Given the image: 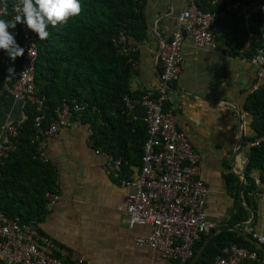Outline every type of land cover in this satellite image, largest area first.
<instances>
[{"label": "crops", "instance_id": "obj_1", "mask_svg": "<svg viewBox=\"0 0 264 264\" xmlns=\"http://www.w3.org/2000/svg\"><path fill=\"white\" fill-rule=\"evenodd\" d=\"M145 1L147 39L135 44L136 64L129 80V90L140 95L157 89L161 71L157 60L159 48L170 39L175 18L193 0ZM224 29L223 23L217 24L214 48L197 49L190 39H185L179 80L169 92L165 108L173 110L177 128L185 133L199 154L201 179L210 189L205 208L207 220L217 228H236L237 232L228 231L240 235H244L243 228L249 226L264 236V191L259 196L249 194L248 198L255 205L252 210L244 202L243 189L239 187L237 199L224 180L225 175L233 174L241 184L245 175L249 150L246 139L253 132L252 118L243 110V103L253 92L255 81L254 70L246 61L250 56H247L249 43L233 55L225 43ZM20 63L18 57L16 70ZM143 114V108L136 104L134 115L138 120L134 123L143 125ZM22 117L23 106L7 95L0 107V126ZM87 130L86 125L61 129L48 142L45 155L56 173L55 191L59 199L53 205L47 204L48 212L35 228L64 249L70 263L172 264L157 251L134 243L136 237L147 236L149 229H127L125 214L118 208L129 189L122 187L119 179L103 172L101 157L96 156L94 148L88 144ZM139 168L136 161L125 164L121 178H134ZM258 175L259 172H253L251 177ZM237 200L248 211L249 219L238 227H228L226 223L234 214Z\"/></svg>", "mask_w": 264, "mask_h": 264}, {"label": "built area", "instance_id": "obj_2", "mask_svg": "<svg viewBox=\"0 0 264 264\" xmlns=\"http://www.w3.org/2000/svg\"><path fill=\"white\" fill-rule=\"evenodd\" d=\"M213 9L202 11L191 1L175 18V28L168 41L163 42L157 53L161 65L158 76V87L155 91H144L139 100L125 96L122 99V114L129 122H136L134 115L136 104L144 114L141 118L146 129L143 143V154L138 174L134 178L124 179L121 159L111 154L94 149V154L102 159L103 172L120 180L122 187L129 189L124 196L123 204L118 211L125 214V225L128 230L134 227H147L149 234L136 237L134 243L145 246L159 253L162 259L178 260L185 264L192 257V247L202 236H206L216 225L207 220L205 208L210 189L201 179L199 154L193 149L185 133L176 125V116L172 109H166L169 92L179 80L183 63V46L185 39H190L193 47L214 48L217 43L216 26L219 22L231 17L242 18L247 28L248 17L256 12H264V0H206ZM16 7L22 8L19 0H0V16H9V20L19 14ZM7 9L4 12V9ZM187 12L188 15L184 16ZM183 17V18H182ZM17 44L25 50L20 57L21 63L16 70L6 52L0 50V63L7 75L3 92L14 101L24 106L26 103L42 109V101L35 96L34 76L38 54L34 32L26 25H17L9 29ZM112 46L119 56L134 68L137 46L132 44L123 30L112 38ZM254 48L247 63L254 70L252 91L264 89V34L254 37ZM32 49V55L29 50ZM14 68L9 75L8 69ZM86 104L62 103L54 112V119L44 126L43 116L34 119L35 135L31 144L35 147L33 159L42 164L49 163L45 155L51 138L61 129H78L83 124L81 113ZM9 121L0 126V161L7 159L16 150V138L22 121ZM99 125L103 121L99 118ZM93 132L88 127V144L92 147ZM264 143V136L247 142V147H256ZM254 179L253 196L264 191V183ZM48 204L58 201L57 192L45 195ZM242 233L252 241L257 249L264 248V236L256 233L251 227L243 228ZM0 260L4 264H85L82 261L70 263L67 253L51 238L38 231L34 226L22 223L19 218H9L0 211ZM211 264H264V256L257 250L231 245L221 250Z\"/></svg>", "mask_w": 264, "mask_h": 264}, {"label": "trees", "instance_id": "obj_3", "mask_svg": "<svg viewBox=\"0 0 264 264\" xmlns=\"http://www.w3.org/2000/svg\"><path fill=\"white\" fill-rule=\"evenodd\" d=\"M248 1V0H242ZM13 0H8L10 5ZM202 11L213 10L206 0H194ZM82 12L67 24L53 28L48 26L49 37L37 41L35 63V96L42 101V109L26 103L23 106L24 120L16 138V150L7 159L0 161V211L7 217L19 218L22 223L36 227L47 214L48 192L57 190L56 173L50 163L42 164L33 159L35 147L31 144L35 135L34 119L43 116V125L53 121L54 112L62 103L86 104L81 113V122L91 128L92 147L114 158L121 159L123 167L136 163L141 165L146 129L139 123H131L122 114L125 96L137 99L141 95L129 90L132 68L116 54L112 38L121 30L130 42L140 44L147 39L148 23L145 16V0H80ZM9 20V16H0ZM223 37L233 55H237L249 43V56L254 48V37L264 34V12L251 14L247 28L242 18L223 20ZM10 32V31H9ZM136 46V45H135ZM4 67L0 63V107L8 94L3 92L6 81ZM243 110L252 118V136L246 141L264 136V89L249 93ZM103 121L99 125L98 119ZM253 172L264 183V143L250 147L246 156L245 185L242 195L252 210L254 203L248 198L254 192ZM228 188L238 199L240 181L233 174L224 176ZM234 214L227 221L228 227H238L249 219L248 211L239 203L234 204ZM214 230H211L213 232ZM207 236H202L192 247L190 264ZM257 250L247 236L231 231L216 234L206 245L195 264H211L225 247ZM172 264H180L172 260ZM0 264H4L0 260Z\"/></svg>", "mask_w": 264, "mask_h": 264}, {"label": "clouds", "instance_id": "obj_4", "mask_svg": "<svg viewBox=\"0 0 264 264\" xmlns=\"http://www.w3.org/2000/svg\"><path fill=\"white\" fill-rule=\"evenodd\" d=\"M19 2L22 8L15 9L19 14L11 20L0 18V50L6 52L13 62L18 57H23L25 50L17 44L9 29H16L17 25H26L27 29L36 33L40 41H43L49 37L47 31L49 25L56 28L58 25L67 24L70 19L78 17L82 12L80 0H19ZM3 11L6 12L7 9ZM187 15L185 12L184 16ZM29 55H32V49L29 50ZM14 71V68L10 67L9 75L12 76Z\"/></svg>", "mask_w": 264, "mask_h": 264}, {"label": "water", "instance_id": "obj_5", "mask_svg": "<svg viewBox=\"0 0 264 264\" xmlns=\"http://www.w3.org/2000/svg\"><path fill=\"white\" fill-rule=\"evenodd\" d=\"M242 182L240 184V190L243 189V185H244V181L245 178L244 176L242 177ZM242 199V198H241ZM228 231V230H232V231H236V228H217L215 229L212 233H210L207 238L205 239V241L202 243V245L199 247V249L197 250V253L195 254V256L193 257V259L191 260L190 264H195L200 256V254L202 253V251L204 250V248L206 247V245L212 240V238L219 232L221 231Z\"/></svg>", "mask_w": 264, "mask_h": 264}]
</instances>
